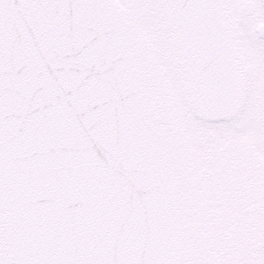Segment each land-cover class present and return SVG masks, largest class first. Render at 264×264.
<instances>
[{
	"label": "snow or ice",
	"instance_id": "snow-or-ice-1",
	"mask_svg": "<svg viewBox=\"0 0 264 264\" xmlns=\"http://www.w3.org/2000/svg\"><path fill=\"white\" fill-rule=\"evenodd\" d=\"M0 264H264V0H0Z\"/></svg>",
	"mask_w": 264,
	"mask_h": 264
}]
</instances>
